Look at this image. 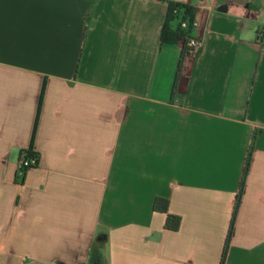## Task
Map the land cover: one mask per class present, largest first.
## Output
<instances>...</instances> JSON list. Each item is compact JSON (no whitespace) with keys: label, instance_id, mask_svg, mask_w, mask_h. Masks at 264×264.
<instances>
[{"label":"crops","instance_id":"obj_1","mask_svg":"<svg viewBox=\"0 0 264 264\" xmlns=\"http://www.w3.org/2000/svg\"><path fill=\"white\" fill-rule=\"evenodd\" d=\"M252 143L224 264H264V0H0V264H221Z\"/></svg>","mask_w":264,"mask_h":264},{"label":"trees","instance_id":"obj_2","mask_svg":"<svg viewBox=\"0 0 264 264\" xmlns=\"http://www.w3.org/2000/svg\"><path fill=\"white\" fill-rule=\"evenodd\" d=\"M197 9L196 7L179 2H169V7L167 11L166 21L162 30L161 42L163 45H177L181 44L182 52L179 60L178 70L173 86L172 96L175 97L178 91L179 79L182 73L183 65L185 59L194 53L190 44L195 39L193 37L194 22L196 20ZM253 151V143L250 147L248 158L246 160L244 174L242 178V184L240 187V192L237 196L236 206L232 216V221L230 224L228 236L224 246L223 256L221 264L225 263L227 252L230 246V241L232 238L236 215L238 212V207L240 205V200L243 192V187L245 185V180L250 169L251 155ZM154 212L165 216V226L164 229L168 232L176 233L180 229L181 218L172 215L169 212V201L165 198H157L154 201Z\"/></svg>","mask_w":264,"mask_h":264},{"label":"built area","instance_id":"obj_3","mask_svg":"<svg viewBox=\"0 0 264 264\" xmlns=\"http://www.w3.org/2000/svg\"><path fill=\"white\" fill-rule=\"evenodd\" d=\"M196 27V22H194V28ZM191 48L194 53H199L202 48V42L199 39H194L191 44ZM39 165V156L32 151L22 152L19 162L17 164V184L22 186L25 182V177L29 171L37 168Z\"/></svg>","mask_w":264,"mask_h":264}]
</instances>
